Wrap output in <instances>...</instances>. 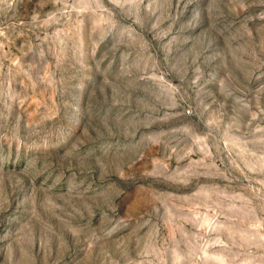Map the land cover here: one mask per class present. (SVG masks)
<instances>
[{"label":"rangeland","instance_id":"374dc122","mask_svg":"<svg viewBox=\"0 0 264 264\" xmlns=\"http://www.w3.org/2000/svg\"><path fill=\"white\" fill-rule=\"evenodd\" d=\"M0 264H264V0H0Z\"/></svg>","mask_w":264,"mask_h":264}]
</instances>
